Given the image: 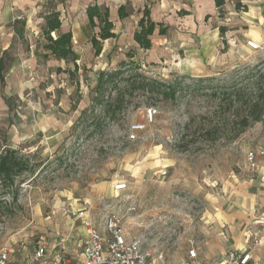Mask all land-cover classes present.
<instances>
[{"label": "rangeland", "instance_id": "rangeland-1", "mask_svg": "<svg viewBox=\"0 0 264 264\" xmlns=\"http://www.w3.org/2000/svg\"><path fill=\"white\" fill-rule=\"evenodd\" d=\"M240 21L235 22L237 30L260 45L259 50L252 49L247 38L242 41L246 48L220 50L207 44L205 33L206 41L195 40L200 48L170 52L169 60L147 64L145 56L132 50L134 60L141 73L166 82L172 74H185L176 68L175 58L183 59L185 67H201L200 59L207 72L188 75L214 78L213 85L231 79L235 71L243 78L247 67L264 71V23L252 17ZM254 35L260 39L254 40ZM32 42L35 58L41 61L37 65L13 67L21 43L9 49L11 67L5 86L0 84V151L21 150L40 167L17 179L16 203L0 186V244H11L18 249L17 257L23 256L35 242L67 237L74 226L78 228L73 226L74 211L86 208L99 226L106 214L123 215L128 235L140 237L144 248L156 258L162 254L166 264L181 263L193 246L204 256L214 237L217 209L240 210L238 198L260 190L259 183L248 188V154L264 149V116L237 138L232 122L216 137L205 138L202 130H213L227 120L209 92H185L173 102L137 92L115 122L101 121L95 130L91 117L79 121L81 112L91 105L99 72L117 69L127 57L114 59L112 66L96 57L88 59L70 78L57 72L56 63L48 65L41 44ZM69 68L74 66L62 69ZM148 109L157 111L151 123L146 120ZM133 124L145 125L136 140L129 138ZM117 182L128 184L120 197L112 192ZM133 199L137 211L128 213Z\"/></svg>", "mask_w": 264, "mask_h": 264}, {"label": "crops", "instance_id": "crops-1", "mask_svg": "<svg viewBox=\"0 0 264 264\" xmlns=\"http://www.w3.org/2000/svg\"><path fill=\"white\" fill-rule=\"evenodd\" d=\"M238 3L247 6L249 11H237L235 4ZM51 4L57 6L62 18V27L57 33H53V37L57 38L58 35L72 32L73 51L78 59L79 70L80 65L85 64L88 59L95 58L91 39L98 32V28L93 29L90 26L86 14L90 5L97 4L109 8L110 20L114 24V32L117 37L105 41L102 54L95 58L97 62L100 60L109 61L105 64L107 66L114 65V59L121 60L132 50L137 51L139 56H145L147 64L169 60L170 52H181L182 50L187 52L191 47L200 48L195 40H205L203 37L205 33H208L206 36L209 37L207 44H212L214 48L216 45L220 50L228 48L237 50L238 46L246 48L242 41L244 42L247 37L242 30H237L239 26L235 22L242 23L240 19L249 21L252 17L260 24L264 23V0H228L224 7V11L227 12L226 15L224 14L225 16H220L215 0H0L1 54L4 51L9 52L14 42L21 43L15 53L17 60L13 67L15 65L17 68H21V66L37 65L41 62L35 58L37 50L35 52L32 40L41 44L42 55H45L42 48L44 44L42 29L45 25L44 16L51 10L49 7ZM128 4L133 9V13L128 18L121 19L119 9ZM146 7L150 8L151 20L156 24H163L168 28V33L162 36L159 34V30H156L151 38L152 48L144 51L135 42L134 36L142 17V11ZM16 21L25 23L24 39L17 36L14 27ZM221 28L225 30L223 34ZM260 37L254 35V40L260 39ZM247 41L254 42L248 38ZM191 42H193L192 46ZM23 45L26 47L22 48ZM203 45H205L204 42ZM38 54L40 53L38 52ZM110 59L112 63H110ZM47 60L48 65L56 63L58 68L71 67L72 65H67L64 61H58L53 57ZM174 60L177 64L176 68L181 69L182 74L185 73L187 76H190L189 73L203 72L204 70L207 72V67L202 64L203 62L201 63L200 59H197L200 61L197 63L202 65L201 67L198 65L197 67H185L187 65L183 63V59L175 58ZM248 171V188L252 187L254 183H259L260 190L257 193L253 192L248 193L247 196L237 197L240 200L238 205L240 210L232 211V207L228 210L217 209L214 237L208 241L204 256L199 252L200 258L207 264L217 262L229 251H252L254 258L260 264H264V222L261 221V218H264V157L258 156L253 165L249 164ZM112 192L117 194L114 191V186H112ZM235 194V196L240 195L237 191ZM75 224H78V228L74 230ZM73 226L72 232L67 237L54 238L49 242L44 241V243L48 249L61 250L74 262H78L83 260V246L87 234L81 221L74 219ZM17 258L20 259V257Z\"/></svg>", "mask_w": 264, "mask_h": 264}, {"label": "trees", "instance_id": "trees-1", "mask_svg": "<svg viewBox=\"0 0 264 264\" xmlns=\"http://www.w3.org/2000/svg\"><path fill=\"white\" fill-rule=\"evenodd\" d=\"M228 0H215L216 8L219 10L220 16H224V7ZM50 11L44 16L45 25L42 29L44 39L43 50L44 58L53 57L58 61H64L67 65L72 64L74 69L58 68V73L68 74L70 78H74L79 71L78 59L73 51V34L72 32L53 37V33H57L62 27L61 13L57 10V6L51 4ZM236 10L246 12L248 7L238 3ZM133 9L130 4L122 6L119 9V17L126 19L131 16ZM86 14L89 18L90 26L93 29L98 28V32L91 39V44L95 51V57H99L103 51L105 41L115 39L117 35L114 32V24L110 20V11L107 7L97 4L90 5ZM17 36L24 39L25 23L16 21ZM159 30L162 36L167 35L168 28L163 24H156L150 18V8L146 7L142 11V17L138 23V29L135 33L134 40L141 50L147 51L152 48V36ZM221 28V33H224ZM136 54L134 51L127 53L126 60L118 64V68L114 70H103L98 74L96 87L93 90L91 105L81 112L79 121L84 118H92V127H99L101 121L115 122L118 114L128 109L132 103L131 97L139 92L145 97L147 94H153L163 102H173L178 99L181 94L194 95L203 91L209 92L208 95L216 102V110H222L224 119L213 130H202L201 136L205 138H213L218 132L226 127L231 126L236 130L234 138L244 133L247 129L256 123H260L264 116V71L256 67H247L246 75L242 78L236 71L231 79L224 80L220 84L213 85L214 78L194 79L187 75L172 74V80L169 82L161 81L147 77L141 73V65L134 59ZM9 52L0 53V83L5 86L6 75L8 72ZM189 81L190 83H186ZM231 82L229 85L228 82ZM128 97H130L128 99ZM88 114H91L89 116ZM228 125V126H227ZM231 126V127H232ZM40 164L32 163L31 157L22 153L21 150L6 147L0 151V186L4 196H12L13 202L18 200V190L14 189L17 179L26 174H35Z\"/></svg>", "mask_w": 264, "mask_h": 264}, {"label": "built area", "instance_id": "built-area-1", "mask_svg": "<svg viewBox=\"0 0 264 264\" xmlns=\"http://www.w3.org/2000/svg\"><path fill=\"white\" fill-rule=\"evenodd\" d=\"M248 45L259 50V45L248 42ZM157 111L148 109L146 120L154 121ZM145 125L133 124L130 129V140H136L137 134L144 130ZM258 156L264 157V149L251 151L248 154V162L254 164ZM128 190L127 183H116L114 191L116 197ZM138 205L132 200L127 212L135 213ZM75 219L81 221L86 231L87 239L83 246V260L74 262L73 259L58 249H48L44 242L38 241L31 245L30 251H25L23 256L17 258L18 249L9 243L0 244V264H166L161 254L157 258L154 253L144 248L140 237L128 235L124 216L118 212L106 214L102 226L97 225L94 215L88 209H79L73 213ZM264 222V218H261ZM130 238V239H129ZM23 247L25 245L21 244ZM26 250V247L23 248ZM179 264H207L199 256L198 250L193 246L186 259ZM213 264H260L252 255V251L227 252L220 260Z\"/></svg>", "mask_w": 264, "mask_h": 264}]
</instances>
